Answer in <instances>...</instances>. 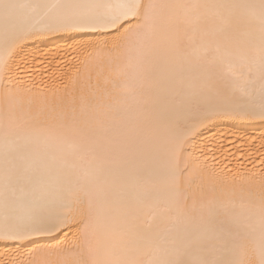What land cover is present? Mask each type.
Listing matches in <instances>:
<instances>
[{
  "label": "snow or ice",
  "instance_id": "6c2138e0",
  "mask_svg": "<svg viewBox=\"0 0 264 264\" xmlns=\"http://www.w3.org/2000/svg\"><path fill=\"white\" fill-rule=\"evenodd\" d=\"M0 24V240L71 232L11 264H264V181L183 164V138L167 146L161 107L193 68L251 78L250 66H234L238 58L258 63L264 119V0H0ZM101 29L106 38L82 45L86 61L119 79L134 119L116 135L74 119L43 143H26L32 130L16 116L25 101L8 87L21 45ZM96 86L88 77L80 88ZM126 173L158 179L140 185L135 200L116 202L105 177ZM161 190L180 197L175 207H156ZM158 216L169 226L161 229Z\"/></svg>",
  "mask_w": 264,
  "mask_h": 264
},
{
  "label": "bare ground",
  "instance_id": "6f19581e",
  "mask_svg": "<svg viewBox=\"0 0 264 264\" xmlns=\"http://www.w3.org/2000/svg\"><path fill=\"white\" fill-rule=\"evenodd\" d=\"M106 30H82L41 35L21 45L20 56L11 62L8 85L24 98L16 116L25 122L31 134L26 143H43L48 130L56 131L74 119H87L91 129L105 126L109 135H116L121 126L135 117V102L125 92L121 82L106 70L90 65L82 45L106 38ZM4 48V28L0 24V53ZM234 66L251 78L233 80L225 70L208 71L193 68L185 73L180 95L169 94L161 107L166 112L170 127L166 131L167 146L183 138V164L221 175L249 178L253 183L264 181V119L258 115L260 79L258 63L246 64L238 58ZM225 65V69H226ZM222 73V74H221ZM96 86L81 89L86 79ZM31 101L29 104L28 101ZM254 104L256 113L245 114ZM0 141V150H2ZM62 147L66 148L65 142ZM163 161L165 153L160 152ZM96 163H100L99 160ZM115 185L113 199L133 201L139 186L157 177H138L132 173L105 177ZM180 197L161 190L155 201L159 209L165 204L175 207ZM161 229L169 221L157 217ZM71 238L68 230L52 235L32 236L24 240H0V264L35 259L27 254Z\"/></svg>",
  "mask_w": 264,
  "mask_h": 264
}]
</instances>
